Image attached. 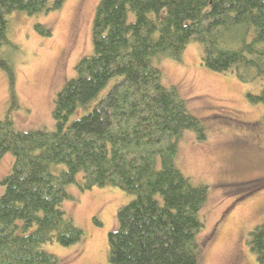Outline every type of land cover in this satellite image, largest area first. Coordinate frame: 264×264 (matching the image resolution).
<instances>
[{
    "label": "trees",
    "instance_id": "obj_1",
    "mask_svg": "<svg viewBox=\"0 0 264 264\" xmlns=\"http://www.w3.org/2000/svg\"><path fill=\"white\" fill-rule=\"evenodd\" d=\"M63 1L0 0V69L12 98L11 58L19 47L8 37L7 16L47 13ZM91 40L92 54L55 96L53 131L18 130L9 117L0 119V160L13 158L0 181V264H59L41 244L81 240L82 230L61 209L78 173L81 190L110 185L130 196L107 233L109 264H199L208 187L192 185L175 157L184 131L201 141L205 128L176 88L162 83L153 60H180L197 40L202 66L262 80L247 99L264 105V0H99ZM59 164L56 174L51 166ZM247 242L264 264V223Z\"/></svg>",
    "mask_w": 264,
    "mask_h": 264
},
{
    "label": "rangeland",
    "instance_id": "obj_2",
    "mask_svg": "<svg viewBox=\"0 0 264 264\" xmlns=\"http://www.w3.org/2000/svg\"><path fill=\"white\" fill-rule=\"evenodd\" d=\"M98 1L64 0L47 13L16 11L7 16L8 37L19 53L11 58L15 98L0 69V119L9 117L18 130L55 129V96L76 76L77 62L93 52L91 28ZM37 24L50 35H42ZM201 54L202 43L192 40L180 60H153L162 83L176 88L205 128L201 141L193 131H184L175 157L176 167L192 185L208 187L201 211L204 227L197 237L199 264H258L247 241L249 232L264 223V105L248 101L247 94H257L263 81L244 82L231 70L212 71L200 63ZM12 159L11 153L2 155L0 181ZM63 168L51 166L56 174ZM81 182L78 173L76 183L66 186L71 199L61 202V209L82 230L81 240L70 246L47 242L40 247L59 264H109L107 233L117 226L116 211L130 196L110 185L81 190ZM3 189L0 184V196Z\"/></svg>",
    "mask_w": 264,
    "mask_h": 264
}]
</instances>
